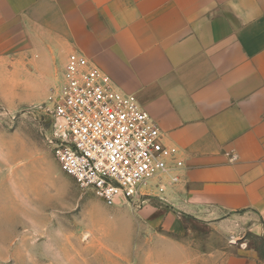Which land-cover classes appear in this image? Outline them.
Returning <instances> with one entry per match:
<instances>
[{
	"label": "crops",
	"instance_id": "crops-1",
	"mask_svg": "<svg viewBox=\"0 0 264 264\" xmlns=\"http://www.w3.org/2000/svg\"><path fill=\"white\" fill-rule=\"evenodd\" d=\"M32 53L87 59L182 161L162 201L97 216L109 247L88 264H264L219 231L264 239V0H0V61Z\"/></svg>",
	"mask_w": 264,
	"mask_h": 264
},
{
	"label": "rangeland",
	"instance_id": "rangeland-1",
	"mask_svg": "<svg viewBox=\"0 0 264 264\" xmlns=\"http://www.w3.org/2000/svg\"><path fill=\"white\" fill-rule=\"evenodd\" d=\"M63 73L57 59L47 63L36 53L0 61V264H88L85 254L109 247L97 216L116 208L81 191L45 139L51 128L46 98ZM152 183L142 188L143 197L162 201ZM219 231L226 245L251 246L264 256V239L248 220Z\"/></svg>",
	"mask_w": 264,
	"mask_h": 264
},
{
	"label": "built area",
	"instance_id": "built-area-1",
	"mask_svg": "<svg viewBox=\"0 0 264 264\" xmlns=\"http://www.w3.org/2000/svg\"><path fill=\"white\" fill-rule=\"evenodd\" d=\"M46 103L51 117L46 142L81 191L110 207L124 200L135 210L151 181L160 193L169 176L171 183L179 181L173 174L182 166L177 149L162 143L157 124L134 95L117 90L84 57H67L62 80Z\"/></svg>",
	"mask_w": 264,
	"mask_h": 264
}]
</instances>
